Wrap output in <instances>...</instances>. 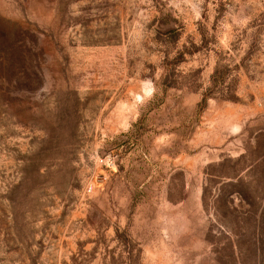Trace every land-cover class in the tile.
I'll return each mask as SVG.
<instances>
[{
  "label": "rangeland",
  "instance_id": "obj_1",
  "mask_svg": "<svg viewBox=\"0 0 264 264\" xmlns=\"http://www.w3.org/2000/svg\"><path fill=\"white\" fill-rule=\"evenodd\" d=\"M0 264H264V0H0Z\"/></svg>",
  "mask_w": 264,
  "mask_h": 264
},
{
  "label": "trees",
  "instance_id": "obj_2",
  "mask_svg": "<svg viewBox=\"0 0 264 264\" xmlns=\"http://www.w3.org/2000/svg\"><path fill=\"white\" fill-rule=\"evenodd\" d=\"M215 73H217V72H215Z\"/></svg>",
  "mask_w": 264,
  "mask_h": 264
}]
</instances>
